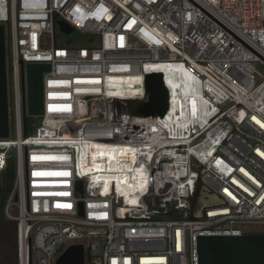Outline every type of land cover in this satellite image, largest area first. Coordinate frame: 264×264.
Masks as SVG:
<instances>
[{
    "label": "built area",
    "instance_id": "built-area-1",
    "mask_svg": "<svg viewBox=\"0 0 264 264\" xmlns=\"http://www.w3.org/2000/svg\"><path fill=\"white\" fill-rule=\"evenodd\" d=\"M0 24L17 264H54L74 242L86 264H198L199 238L264 226V0H0ZM33 62L50 71L25 136ZM150 74L162 117L137 113Z\"/></svg>",
    "mask_w": 264,
    "mask_h": 264
},
{
    "label": "water",
    "instance_id": "water-1",
    "mask_svg": "<svg viewBox=\"0 0 264 264\" xmlns=\"http://www.w3.org/2000/svg\"><path fill=\"white\" fill-rule=\"evenodd\" d=\"M60 30L71 33L64 22H58ZM25 97L23 123L26 118L40 119L44 115L43 75L50 71L46 62L25 63L23 66ZM146 97L137 113L143 116L162 117L167 110V92L161 74H150L144 79ZM12 133L8 97L6 29L0 24V141L8 140ZM82 195V183H77ZM16 200V196L14 197ZM82 216V203L78 204ZM198 264H264V233L240 237H202L197 242ZM86 247L83 243H69L56 257L54 264H86Z\"/></svg>",
    "mask_w": 264,
    "mask_h": 264
},
{
    "label": "trees",
    "instance_id": "trees-1",
    "mask_svg": "<svg viewBox=\"0 0 264 264\" xmlns=\"http://www.w3.org/2000/svg\"><path fill=\"white\" fill-rule=\"evenodd\" d=\"M31 120L25 119L24 135L29 136L33 132ZM15 177V165L13 158L10 156L6 159L4 168L0 171V246L6 247L12 251L14 248V259L12 263L17 264V244H16V223L7 220L4 216V206L10 195L12 183ZM9 251V252H11ZM12 255V252H11Z\"/></svg>",
    "mask_w": 264,
    "mask_h": 264
},
{
    "label": "rangeland",
    "instance_id": "rangeland-1",
    "mask_svg": "<svg viewBox=\"0 0 264 264\" xmlns=\"http://www.w3.org/2000/svg\"><path fill=\"white\" fill-rule=\"evenodd\" d=\"M260 73L264 74V70L260 69ZM27 119L32 121L31 126L35 125L36 123H39V121H40V119H35V118H27ZM252 227L253 228L256 227V229H255L256 234L264 233V226H255V227L252 226ZM9 251H11V250H9ZM9 251L7 250L6 247L0 246V264H13L12 262L16 261L14 259V255H13V253H14L13 252L14 251L13 246H12V251H11L12 255H11V252H9ZM14 264H16V263H14Z\"/></svg>",
    "mask_w": 264,
    "mask_h": 264
},
{
    "label": "bare ground",
    "instance_id": "bare-ground-1",
    "mask_svg": "<svg viewBox=\"0 0 264 264\" xmlns=\"http://www.w3.org/2000/svg\"><path fill=\"white\" fill-rule=\"evenodd\" d=\"M127 82H129V80H127ZM48 155H51V153H49ZM48 158H49V159H52V160L55 159V157H53V156H49ZM0 160H1V159H0Z\"/></svg>",
    "mask_w": 264,
    "mask_h": 264
},
{
    "label": "snow or ice",
    "instance_id": "snow-or-ice-1",
    "mask_svg": "<svg viewBox=\"0 0 264 264\" xmlns=\"http://www.w3.org/2000/svg\"><path fill=\"white\" fill-rule=\"evenodd\" d=\"M262 126H264V125H262ZM57 207H70V206L69 205H57Z\"/></svg>",
    "mask_w": 264,
    "mask_h": 264
}]
</instances>
